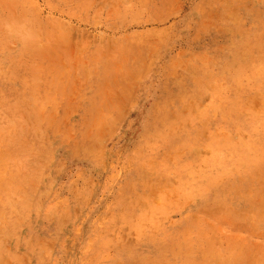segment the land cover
<instances>
[{
	"label": "rangeland",
	"instance_id": "obj_1",
	"mask_svg": "<svg viewBox=\"0 0 264 264\" xmlns=\"http://www.w3.org/2000/svg\"><path fill=\"white\" fill-rule=\"evenodd\" d=\"M0 264H264V0H0Z\"/></svg>",
	"mask_w": 264,
	"mask_h": 264
},
{
	"label": "bare ground",
	"instance_id": "obj_2",
	"mask_svg": "<svg viewBox=\"0 0 264 264\" xmlns=\"http://www.w3.org/2000/svg\"><path fill=\"white\" fill-rule=\"evenodd\" d=\"M6 123V122H5Z\"/></svg>",
	"mask_w": 264,
	"mask_h": 264
}]
</instances>
